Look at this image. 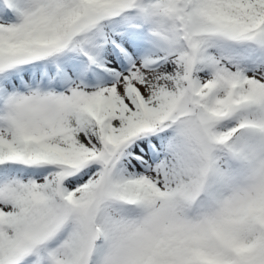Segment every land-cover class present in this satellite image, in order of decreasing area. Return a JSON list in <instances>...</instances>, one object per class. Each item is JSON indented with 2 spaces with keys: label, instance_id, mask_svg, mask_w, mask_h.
I'll return each mask as SVG.
<instances>
[{
  "label": "snow or ice",
  "instance_id": "snow-or-ice-1",
  "mask_svg": "<svg viewBox=\"0 0 264 264\" xmlns=\"http://www.w3.org/2000/svg\"><path fill=\"white\" fill-rule=\"evenodd\" d=\"M0 264H264V0H0Z\"/></svg>",
  "mask_w": 264,
  "mask_h": 264
}]
</instances>
